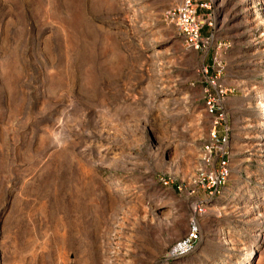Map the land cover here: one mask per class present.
Wrapping results in <instances>:
<instances>
[{
    "label": "rangeland",
    "instance_id": "rangeland-1",
    "mask_svg": "<svg viewBox=\"0 0 264 264\" xmlns=\"http://www.w3.org/2000/svg\"><path fill=\"white\" fill-rule=\"evenodd\" d=\"M182 1L0 0V264H264V0Z\"/></svg>",
    "mask_w": 264,
    "mask_h": 264
},
{
    "label": "built area",
    "instance_id": "built-area-1",
    "mask_svg": "<svg viewBox=\"0 0 264 264\" xmlns=\"http://www.w3.org/2000/svg\"><path fill=\"white\" fill-rule=\"evenodd\" d=\"M198 5L196 0H183L180 7L175 10L171 15L177 18L179 27L181 29L182 35L185 38L188 46L193 50H198L202 41V28L203 23L198 20L197 9ZM202 7V5H200ZM213 63H216V60H213ZM206 101V107L209 113H213L212 100L210 95H208ZM219 143L225 142L224 138L218 139ZM226 162L223 160L221 166H225ZM198 241V233L196 229H191L187 236L178 242L172 250L173 255H181L190 251L195 243Z\"/></svg>",
    "mask_w": 264,
    "mask_h": 264
},
{
    "label": "bare ground",
    "instance_id": "bare-ground-1",
    "mask_svg": "<svg viewBox=\"0 0 264 264\" xmlns=\"http://www.w3.org/2000/svg\"><path fill=\"white\" fill-rule=\"evenodd\" d=\"M263 107H264V105H263ZM252 255V253L250 254V256Z\"/></svg>",
    "mask_w": 264,
    "mask_h": 264
}]
</instances>
